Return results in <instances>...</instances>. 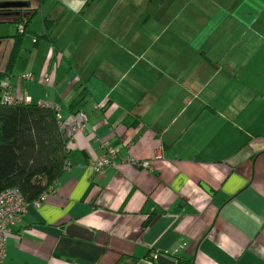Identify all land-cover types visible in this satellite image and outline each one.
<instances>
[{"label":"crops","instance_id":"0c3cea01","mask_svg":"<svg viewBox=\"0 0 264 264\" xmlns=\"http://www.w3.org/2000/svg\"><path fill=\"white\" fill-rule=\"evenodd\" d=\"M85 2L0 1L11 9L0 11V71L12 9L36 10L5 77L26 102L58 105L70 164L27 206L0 264H150L151 253L264 264V0ZM81 110L85 127L71 132ZM103 142L117 163L95 174ZM70 223L91 238L67 234Z\"/></svg>","mask_w":264,"mask_h":264},{"label":"trees","instance_id":"16d2710c","mask_svg":"<svg viewBox=\"0 0 264 264\" xmlns=\"http://www.w3.org/2000/svg\"><path fill=\"white\" fill-rule=\"evenodd\" d=\"M8 1L10 0H3L2 3ZM92 1L86 0L85 6ZM9 10L11 9H0ZM12 11L17 14L12 21L17 24L23 22L24 30L17 31L13 36L14 44L4 70L0 71V78L11 73L19 57L24 35L29 32V23L36 13L35 9L26 14L21 8ZM53 21L54 19L44 18L46 31ZM43 35L45 34L41 36ZM66 142L67 137L52 108L24 101L13 105L0 103V191L16 186L26 201L35 199L51 187L63 172L64 160L67 158ZM153 216L148 217L146 223ZM145 257L151 261L150 264H155L150 254ZM177 264L183 263L178 260Z\"/></svg>","mask_w":264,"mask_h":264},{"label":"built area","instance_id":"2783aa9c","mask_svg":"<svg viewBox=\"0 0 264 264\" xmlns=\"http://www.w3.org/2000/svg\"><path fill=\"white\" fill-rule=\"evenodd\" d=\"M24 30L23 22L17 24V31L22 32ZM21 78L27 79L30 78L29 73L22 74ZM44 81H48V77L45 76ZM25 98L15 93V89L11 84L8 77L0 78V103L13 105L17 102L24 101ZM37 104L47 106L52 108L57 113V119L59 125L61 122L59 121L58 111L59 107L52 101H41ZM88 115L84 111H78L75 116H73V120L70 123L71 132H76L83 130L85 127V123L87 121ZM103 152L98 157L91 159L88 165L91 167L92 171L95 174L100 173L103 168L111 165H115L117 151L112 147L106 144V142L102 143ZM160 158L159 155H155L153 159ZM120 162L130 163L138 167L150 168L151 167V159H138L133 156H128L125 158H121ZM70 167L69 161L67 158L64 160L63 170H67ZM52 188L49 187L47 190L40 193L35 199L28 202L24 199L20 190L16 186L7 187L0 191V261L3 259L5 255L7 240L12 231L13 226L20 219L21 215L25 212L27 206L29 204L39 205L41 204L47 193ZM156 253H151L150 256L155 261ZM151 261H149L150 263Z\"/></svg>","mask_w":264,"mask_h":264},{"label":"water","instance_id":"95a60500","mask_svg":"<svg viewBox=\"0 0 264 264\" xmlns=\"http://www.w3.org/2000/svg\"><path fill=\"white\" fill-rule=\"evenodd\" d=\"M66 233L71 236H77L84 239H90L92 231L76 223H70L65 229ZM155 264H177V261L169 258L163 254H157L155 257Z\"/></svg>","mask_w":264,"mask_h":264},{"label":"rangeland","instance_id":"374dc122","mask_svg":"<svg viewBox=\"0 0 264 264\" xmlns=\"http://www.w3.org/2000/svg\"><path fill=\"white\" fill-rule=\"evenodd\" d=\"M0 1H3V0H0ZM249 2H250V0H248V3ZM37 22H38V24L34 25V29L37 30V27H38V30H39L40 23H39V21H37ZM29 25H30V29H31V24L29 23ZM27 34H29V32L25 33L24 37L27 36ZM4 50H5V45L0 46V58H3Z\"/></svg>","mask_w":264,"mask_h":264}]
</instances>
